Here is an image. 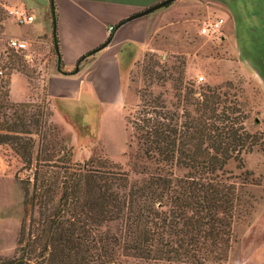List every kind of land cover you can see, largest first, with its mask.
I'll use <instances>...</instances> for the list:
<instances>
[{
	"label": "trees",
	"instance_id": "obj_1",
	"mask_svg": "<svg viewBox=\"0 0 264 264\" xmlns=\"http://www.w3.org/2000/svg\"><path fill=\"white\" fill-rule=\"evenodd\" d=\"M2 67L0 147H8L29 174L14 175L23 217L14 254L0 256V264H225L238 190L259 184L248 170L232 176L225 165L233 160L243 168L241 154L263 149L259 133L246 132L233 116L215 114L210 101L195 104L196 116L179 117L161 95L145 89L129 123L155 168L129 182L125 172L92 160L71 161L48 121L47 105L11 101L10 72H22Z\"/></svg>",
	"mask_w": 264,
	"mask_h": 264
},
{
	"label": "crops",
	"instance_id": "obj_2",
	"mask_svg": "<svg viewBox=\"0 0 264 264\" xmlns=\"http://www.w3.org/2000/svg\"><path fill=\"white\" fill-rule=\"evenodd\" d=\"M159 1L53 0L59 64L53 50L49 0H0V56L8 49V38L27 40L51 120L73 156L83 148L88 151L87 142L98 141L101 120L108 111L120 110L125 119L131 104L120 63L125 49L145 46L152 33L167 29L168 24L172 39L179 40L195 23L201 26L221 18L217 37L224 62L233 63L236 72L256 85L264 97V0H173L160 10L123 22ZM12 8L32 15V20L15 24L7 14ZM109 26L113 27L110 31ZM199 26L193 28L195 34ZM108 37L107 44L92 52ZM15 78L21 83L17 97L11 90ZM28 94L27 79L12 70L9 99L25 101ZM260 108L264 109V100ZM56 114L61 117L59 122L54 119ZM257 187L246 186L250 192L258 189L257 201L243 219L232 223L234 241L226 264H264V190Z\"/></svg>",
	"mask_w": 264,
	"mask_h": 264
},
{
	"label": "rangeland",
	"instance_id": "obj_3",
	"mask_svg": "<svg viewBox=\"0 0 264 264\" xmlns=\"http://www.w3.org/2000/svg\"><path fill=\"white\" fill-rule=\"evenodd\" d=\"M1 15L0 12V17ZM197 26L199 24L195 23L189 31L185 29L180 34L179 40H173L168 24L167 29L152 33L145 46L125 49L120 63L123 88L130 97L131 104L126 110L125 119L120 110L108 111L102 117L98 141L87 142L85 147L88 151L83 148V151H76L73 156L51 116L48 118L56 128L59 143L70 149L71 161L92 160L93 165L125 172L129 182L137 181L145 177V173L151 172L155 165L142 156L129 123L137 116L139 94L145 89L152 94L161 95L166 107L174 110L179 117L183 112L196 116L195 104L210 101L215 114H225L240 120L246 132L259 133L264 142V109L260 108L264 97L260 95L256 85L236 72L233 63L224 62L225 57L220 54L218 33L213 36L198 35L193 32V28ZM177 43L181 45L178 46ZM1 64H4L3 72L13 68L21 70L28 82L29 100L35 104L47 105V110L51 112L41 90L40 74L36 73L35 66L21 52L8 47L0 56ZM198 76L202 77L199 81L196 79ZM36 79L39 80L38 83ZM11 90L14 97L21 91V83L16 78L11 84ZM54 119L59 122L61 117L56 114ZM241 159L243 168H238L233 160L228 161L225 168L232 176H239L243 169L248 170L259 182L257 188L264 190V146L263 149L254 146L250 152L241 154ZM19 168L20 164L10 149L0 147V256L5 257L14 254L19 224L23 217L22 190L14 175L24 178L29 172ZM180 172L178 168H174L175 174ZM256 190L250 192L246 187L238 190L239 202L235 219H243L255 206L256 195L259 193ZM127 264L165 263L128 260ZM227 264H233V261Z\"/></svg>",
	"mask_w": 264,
	"mask_h": 264
},
{
	"label": "built area",
	"instance_id": "obj_4",
	"mask_svg": "<svg viewBox=\"0 0 264 264\" xmlns=\"http://www.w3.org/2000/svg\"><path fill=\"white\" fill-rule=\"evenodd\" d=\"M7 14L13 18L15 24H23L32 20V15L26 14L24 11L15 8L8 9ZM221 22V18H215L203 23L198 28V34L213 36L214 33L218 32ZM112 28V26H109L107 30L110 31ZM7 47L13 49L16 52H21L27 61L31 62L33 60V53L29 50V45L25 38H8ZM196 79L199 81L202 79V77L198 76Z\"/></svg>",
	"mask_w": 264,
	"mask_h": 264
},
{
	"label": "water",
	"instance_id": "obj_5",
	"mask_svg": "<svg viewBox=\"0 0 264 264\" xmlns=\"http://www.w3.org/2000/svg\"><path fill=\"white\" fill-rule=\"evenodd\" d=\"M171 1H173V0H161V1L149 6L143 10H140L139 12H136L134 14L127 16L126 18H124L123 22L130 20V19H133L135 17L147 15L148 13H150V12H152V11L162 7V6L169 4ZM49 9H50V19H51V36H52L53 50L56 54L57 63H58L59 62V56L57 55L58 47H57L56 35H55V14H54L53 0H49ZM100 47H102V45L94 48L92 50V52L99 49Z\"/></svg>",
	"mask_w": 264,
	"mask_h": 264
}]
</instances>
